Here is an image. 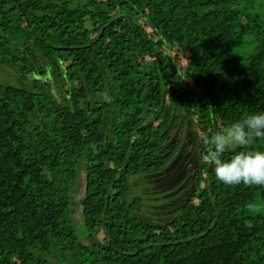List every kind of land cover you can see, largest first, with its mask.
Segmentation results:
<instances>
[{"label": "trees", "instance_id": "obj_1", "mask_svg": "<svg viewBox=\"0 0 264 264\" xmlns=\"http://www.w3.org/2000/svg\"><path fill=\"white\" fill-rule=\"evenodd\" d=\"M0 67V264H264V186L202 159L264 111V0H0Z\"/></svg>", "mask_w": 264, "mask_h": 264}, {"label": "clouds", "instance_id": "obj_2", "mask_svg": "<svg viewBox=\"0 0 264 264\" xmlns=\"http://www.w3.org/2000/svg\"><path fill=\"white\" fill-rule=\"evenodd\" d=\"M264 139V111L230 123L223 131L202 139V159L214 166L216 179L225 185L264 186V149L235 151Z\"/></svg>", "mask_w": 264, "mask_h": 264}, {"label": "rangeland", "instance_id": "obj_3", "mask_svg": "<svg viewBox=\"0 0 264 264\" xmlns=\"http://www.w3.org/2000/svg\"><path fill=\"white\" fill-rule=\"evenodd\" d=\"M15 79L13 73L11 70H9L7 67L2 68L0 67V81L7 82L12 81ZM181 134V131H176L175 134L179 135ZM195 130L192 128H187L185 130V139L184 144L180 150L179 156L176 158L175 163L173 165V169L170 170L169 174L166 176L165 180H158L155 182V185L151 186V190H154L155 188H170L172 185L181 182L183 178L185 179L187 177V172L191 171L196 166V160H197V152H196V139H195ZM193 161L192 167H188V161ZM171 205V204H170ZM157 208L154 210L153 213L158 212V206H155ZM160 219H166L165 217H159Z\"/></svg>", "mask_w": 264, "mask_h": 264}]
</instances>
